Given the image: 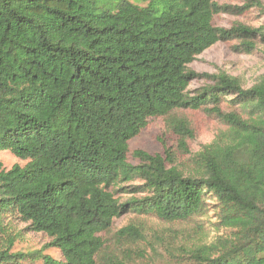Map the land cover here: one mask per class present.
Masks as SVG:
<instances>
[{"label":"trees","instance_id":"obj_1","mask_svg":"<svg viewBox=\"0 0 264 264\" xmlns=\"http://www.w3.org/2000/svg\"><path fill=\"white\" fill-rule=\"evenodd\" d=\"M140 1L0 0V151L27 161H0V264H96L116 217L188 221L210 206L227 232L176 246L169 264H264V74L247 87L189 67L219 41L237 52L264 41V26L214 25L254 1ZM196 78L203 84L189 90ZM179 111H204L226 129L193 152L197 126ZM150 118L164 119L177 144L136 150L133 164L129 142ZM179 152L190 169L176 163ZM118 192L144 195L121 202ZM15 221L50 242L14 250ZM116 234L147 239L135 223ZM50 247L63 260L44 253Z\"/></svg>","mask_w":264,"mask_h":264},{"label":"rangeland","instance_id":"obj_2","mask_svg":"<svg viewBox=\"0 0 264 264\" xmlns=\"http://www.w3.org/2000/svg\"><path fill=\"white\" fill-rule=\"evenodd\" d=\"M143 4L140 0H131ZM221 4L240 5L247 0H218ZM254 6L243 14L221 12L214 17V25L230 28L234 24L242 23L251 28L264 26V0H253ZM234 41H219L202 54H200L189 67L198 73H218L225 71L233 76L241 78L245 86H252L258 78L264 74V41L256 40V47L251 52H237L234 50ZM203 84L199 78L193 79L189 90H194ZM179 115H186L192 120L198 129L196 138L191 143L193 152L199 151L206 143L211 142L219 130H225L226 126L220 119L208 115L204 111H179ZM173 147L177 144V136L168 130L166 121L161 118H150L147 126L129 142L128 161L139 164L140 160L135 156L136 150H143L152 154L164 153L163 143ZM189 155L179 152L176 163L185 171L192 167ZM0 161L3 166L10 169L14 164L24 165L27 161L17 157L10 150L0 151ZM139 181H127L122 183L131 190L132 185H138ZM141 197L143 193H120L116 196L121 202L127 198ZM219 214L216 209L209 207L204 214L195 216L188 221L166 222L153 215L127 213L114 219L108 232L101 234L104 247L97 258L96 264H169L175 247L180 244L210 243L219 235L227 232L218 225ZM135 223L144 228L147 239L139 244L117 237V232L124 226ZM28 224L15 221L11 224V234L15 236L14 250L35 251L44 249L50 238L45 233L27 229ZM158 235L162 240L157 239ZM165 238L166 240H163ZM168 241V242H167ZM44 253L62 259L61 252L55 247L45 249ZM36 264H40L38 261Z\"/></svg>","mask_w":264,"mask_h":264}]
</instances>
